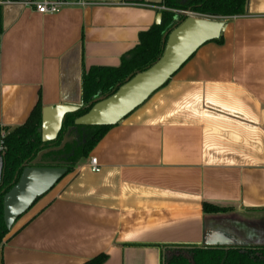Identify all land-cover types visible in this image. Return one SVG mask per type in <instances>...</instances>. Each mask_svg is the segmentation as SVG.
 Instances as JSON below:
<instances>
[{
    "label": "crops",
    "instance_id": "0c3cea01",
    "mask_svg": "<svg viewBox=\"0 0 264 264\" xmlns=\"http://www.w3.org/2000/svg\"><path fill=\"white\" fill-rule=\"evenodd\" d=\"M89 1L46 15L3 3L0 137L37 106L79 104L84 74L119 67L165 10L164 0ZM226 18L222 43L200 47L18 219L0 264L102 253L105 264H164L216 247L205 242L264 245V0Z\"/></svg>",
    "mask_w": 264,
    "mask_h": 264
},
{
    "label": "trees",
    "instance_id": "16d2710c",
    "mask_svg": "<svg viewBox=\"0 0 264 264\" xmlns=\"http://www.w3.org/2000/svg\"><path fill=\"white\" fill-rule=\"evenodd\" d=\"M3 1L6 0H0V35L4 31ZM246 3L247 0H164L163 5L166 9L163 10L161 24L140 34V43L119 67H95L84 74L82 100L88 104L98 94L111 95L126 82L128 77L144 71L154 64L163 53L164 34L177 23L178 13L175 10L190 9L203 15L228 17L243 14ZM180 19L182 17H179L178 20ZM223 40L222 35L214 41L222 43ZM90 108L83 107L77 112L68 114L58 138L51 142L44 143L42 141L40 132L42 109L40 106L33 110L25 124L8 129L7 133L1 136L0 148L2 150L0 149V151L4 153L5 164L0 184V247L13 230V228L9 230L4 221L3 197L18 181L23 164L34 160L40 151L50 145L60 146L67 135V129L75 126V120L87 113ZM112 126H77L76 129L79 130V135L82 137L80 141L73 144L67 143L63 150L46 154L43 159L47 160L49 157L55 156L54 159H59L61 164L68 168L67 173H69L73 171L80 160L89 156ZM203 208L206 213L229 210V208L209 203H204ZM188 252V255L179 254L166 258L165 264H264V245L193 248ZM107 260L108 255L102 253L88 260L86 264H105Z\"/></svg>",
    "mask_w": 264,
    "mask_h": 264
},
{
    "label": "water",
    "instance_id": "95a60500",
    "mask_svg": "<svg viewBox=\"0 0 264 264\" xmlns=\"http://www.w3.org/2000/svg\"><path fill=\"white\" fill-rule=\"evenodd\" d=\"M23 2L27 0H11ZM177 23L163 37V53L144 71L126 79L111 95L95 96L88 104L60 103L46 106L42 111L40 128L42 141L58 138L66 116L83 107H91L75 120L77 126H112L122 122L129 114L144 104L157 90L162 88L209 41L219 39L226 28L227 18L210 16L188 10L177 12ZM162 14L159 15L161 19ZM179 17L182 19L178 20ZM160 23V21H157ZM73 136H65L61 145L40 151L31 162L23 164V170L15 185L4 194L3 217L11 230L17 220L34 205L36 200L48 193L67 174L68 168L60 166L55 156L43 159L44 155L63 150ZM4 153L0 151V184L4 175ZM206 246L237 247V243L221 241L205 242Z\"/></svg>",
    "mask_w": 264,
    "mask_h": 264
},
{
    "label": "built area",
    "instance_id": "2783aa9c",
    "mask_svg": "<svg viewBox=\"0 0 264 264\" xmlns=\"http://www.w3.org/2000/svg\"><path fill=\"white\" fill-rule=\"evenodd\" d=\"M13 1L6 0L3 3H11ZM25 7L30 8L40 14H56L65 8H73V7H86L92 4L89 0H27L21 2ZM166 9V8H165ZM176 12H180L183 10H175ZM226 18V17H225ZM4 136V135H3ZM2 150V148H0ZM90 167L93 172H100L101 165L98 162V159L93 156L90 159Z\"/></svg>",
    "mask_w": 264,
    "mask_h": 264
},
{
    "label": "flooded vegetation",
    "instance_id": "af4514ba",
    "mask_svg": "<svg viewBox=\"0 0 264 264\" xmlns=\"http://www.w3.org/2000/svg\"><path fill=\"white\" fill-rule=\"evenodd\" d=\"M66 133H67V136H70V137L73 136V139L71 141H69L68 143L73 144V143L78 142L82 139V137H80V135H79V130H77L75 126H72L69 129H67ZM51 147H56V146L50 145L48 148H51ZM32 161H30L28 163H31ZM59 162H61V161L59 160ZM60 166H64V164H60ZM224 248H229V247H224ZM188 251L179 250V251H175V252H170L166 255V258L174 256V255H179V254L188 255L189 254ZM166 258H165V260H166ZM164 264H165V261H164Z\"/></svg>",
    "mask_w": 264,
    "mask_h": 264
},
{
    "label": "rangeland",
    "instance_id": "374dc122",
    "mask_svg": "<svg viewBox=\"0 0 264 264\" xmlns=\"http://www.w3.org/2000/svg\"><path fill=\"white\" fill-rule=\"evenodd\" d=\"M0 139H1V137H0Z\"/></svg>",
    "mask_w": 264,
    "mask_h": 264
}]
</instances>
